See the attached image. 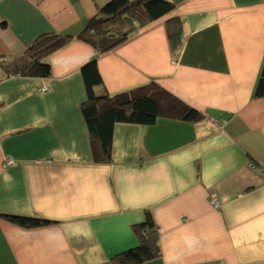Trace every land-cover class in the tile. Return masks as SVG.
Wrapping results in <instances>:
<instances>
[{"label": "crops", "instance_id": "0c3cea01", "mask_svg": "<svg viewBox=\"0 0 264 264\" xmlns=\"http://www.w3.org/2000/svg\"><path fill=\"white\" fill-rule=\"evenodd\" d=\"M108 1L0 0V264H115L147 210L161 253L140 264H264V0H165L170 13L97 54L77 35ZM47 33L68 37L50 76L2 67ZM93 57L97 94L155 81L206 117L116 122L110 160L93 161L80 70Z\"/></svg>", "mask_w": 264, "mask_h": 264}, {"label": "trees", "instance_id": "16d2710c", "mask_svg": "<svg viewBox=\"0 0 264 264\" xmlns=\"http://www.w3.org/2000/svg\"><path fill=\"white\" fill-rule=\"evenodd\" d=\"M172 9L173 4L165 0H109L100 8L101 15L89 19L77 38L101 54L122 43L136 30L161 19ZM165 26L171 50L178 54L182 46L181 20L168 18ZM67 41V36L40 35L21 57L3 63L2 67L11 75L48 77L51 68L45 58ZM80 70L86 94L81 112L91 136L92 158L97 163L110 160L116 122L152 124L159 117L188 121H200L206 117L205 112L188 105L155 81L113 94H97L94 88L102 83V78L96 57L85 62ZM253 94L264 96V60ZM5 218L28 228L50 222L37 216L5 215ZM135 231L138 244L116 255L115 264H140L160 256L157 228L149 210Z\"/></svg>", "mask_w": 264, "mask_h": 264}, {"label": "built area", "instance_id": "2783aa9c", "mask_svg": "<svg viewBox=\"0 0 264 264\" xmlns=\"http://www.w3.org/2000/svg\"><path fill=\"white\" fill-rule=\"evenodd\" d=\"M10 162H12L11 159H6V160H5V164H8V163H10Z\"/></svg>", "mask_w": 264, "mask_h": 264}]
</instances>
